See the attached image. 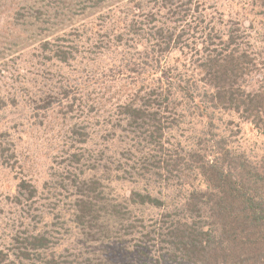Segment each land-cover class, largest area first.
<instances>
[{
  "label": "trees",
  "instance_id": "1",
  "mask_svg": "<svg viewBox=\"0 0 264 264\" xmlns=\"http://www.w3.org/2000/svg\"><path fill=\"white\" fill-rule=\"evenodd\" d=\"M40 1L54 14L71 7L77 15L87 3L105 0ZM158 1L151 0L147 12L142 2L134 5L142 20L130 17L129 9L124 16L123 30L139 50L129 71L138 77L148 68L149 86L111 104L113 112L104 115L111 129L88 130L85 119L70 125L67 148L57 153V165L47 167L41 196L31 181L20 180V216L4 237L9 242L0 264H264V160L254 164L233 151L211 120L228 111L264 135V41L251 44L237 21L203 27L191 0ZM13 2L20 15L31 0ZM43 16L37 19L50 20ZM122 37L118 33L112 45ZM55 40L43 44L48 55H33L27 69L35 93L19 86L22 80L7 84L17 96L14 104L27 99L42 108L47 92L56 94L40 82L41 72L46 80L58 79L61 92L66 86L67 108L94 116L100 104L77 83L97 80L102 71L71 65L70 37ZM54 61L67 68L53 73ZM259 72L260 84L250 89L247 82ZM114 128L124 135L116 137ZM5 137L0 133V158L10 161L13 142L2 148ZM119 137L129 141L121 152L113 144ZM110 182L131 188L121 195Z\"/></svg>",
  "mask_w": 264,
  "mask_h": 264
},
{
  "label": "rangeland",
  "instance_id": "2",
  "mask_svg": "<svg viewBox=\"0 0 264 264\" xmlns=\"http://www.w3.org/2000/svg\"><path fill=\"white\" fill-rule=\"evenodd\" d=\"M8 1L0 2V133L5 136L7 134L8 137L1 140L2 148L8 147V141L13 142L11 147L14 148V157L10 161L9 156L0 158V250L3 252L6 251L5 245L9 242L4 237L13 230L12 226L17 224L20 216V207L15 203L20 180L31 181L36 187L37 195L41 196L43 184L49 175L47 167L57 165L60 162L56 158L57 153L67 148L65 135L70 125L76 119H80L82 123L85 119L87 124L84 126L88 130L111 129L110 124L106 122L107 118L104 117L113 112L111 104L117 98L120 101L127 97L134 98L133 89H141L144 84L149 86L151 81L146 71L148 68L138 77L129 71L131 59L139 50L136 42L131 41L130 35L124 32L123 26L127 25L125 10L129 9L130 17L142 20L144 15L134 5L142 2L141 6L145 12L153 6L151 0L91 1L74 15L71 7L66 10L61 8V14H54L45 7L44 2L31 0L27 10L18 15L16 2ZM66 2L74 1L66 0ZM191 3L197 4V14L204 17L203 27L206 25L209 27L214 25L217 28H222L224 25L231 27L229 22L237 21L247 31L246 35L249 36L251 44H262L264 41V14L261 12L262 6L259 0H191ZM39 4L44 8L38 7L40 12H37ZM63 5L67 6V4ZM39 13L44 15L43 19L50 20L39 21L37 19ZM121 17L126 22L122 21ZM73 27L77 28L78 33H72ZM120 32L123 37L119 40L118 47H114L112 39ZM61 36L71 39V51L75 55V58L69 62L71 65L102 71L103 77H97V80L85 79L77 83L82 88L85 87V90L100 104L96 110L98 112L93 113L94 116H91L92 113L86 114L75 108H67L66 86L64 85V90L61 92L57 86L58 79L49 75L46 80L47 76L41 72L38 77L40 82L44 83L47 89H58L55 90L56 94H53L52 90L48 91L41 101L42 108L33 107L27 99L18 100L16 104L13 102L17 96L7 84L22 80L23 84L19 86L32 90V80L27 69L31 60H34L33 55L46 57L48 51L43 44L46 41L54 43L57 41L55 38ZM98 42H101V47L95 48L94 45ZM261 46L264 47V44ZM173 52L178 55L177 51L173 50ZM77 63H81V66ZM45 64L51 65L49 62ZM62 67L66 69L67 64L59 65L54 61L51 66L53 73L55 69L58 72ZM259 73L247 82L250 89L260 84L263 72ZM199 87L201 88V84ZM32 93H35L34 90ZM53 95L55 99L49 104ZM2 117H8L11 121L5 124ZM203 119L208 120L205 117ZM211 120L217 125L215 130L223 134L233 151L254 164L264 160V135L251 123L235 113L223 110L216 112ZM194 126L201 129L202 124ZM114 130L116 137L120 134L124 135L118 128ZM120 138H118L120 143L113 142V144H116L114 150L121 152L127 148L129 141L125 137L123 140ZM94 144L100 145L99 140H95ZM213 158L211 154L208 155L209 160ZM111 187L115 191L118 190L121 195H127L131 185L112 183ZM5 226L7 229H4ZM20 230L22 231L23 227H20ZM99 247L100 244L97 245V248ZM10 258L11 256L8 259Z\"/></svg>",
  "mask_w": 264,
  "mask_h": 264
}]
</instances>
